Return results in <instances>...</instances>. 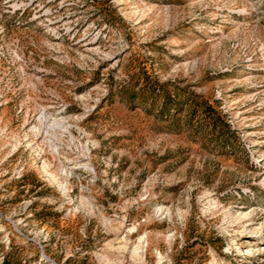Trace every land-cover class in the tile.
<instances>
[{
    "label": "rangeland",
    "instance_id": "1",
    "mask_svg": "<svg viewBox=\"0 0 264 264\" xmlns=\"http://www.w3.org/2000/svg\"><path fill=\"white\" fill-rule=\"evenodd\" d=\"M0 264H264V0H0Z\"/></svg>",
    "mask_w": 264,
    "mask_h": 264
}]
</instances>
